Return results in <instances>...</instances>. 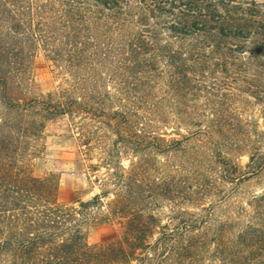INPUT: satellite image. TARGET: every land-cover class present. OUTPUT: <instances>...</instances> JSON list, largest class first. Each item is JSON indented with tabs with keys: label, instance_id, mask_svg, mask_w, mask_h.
<instances>
[{
	"label": "rangeland",
	"instance_id": "1",
	"mask_svg": "<svg viewBox=\"0 0 264 264\" xmlns=\"http://www.w3.org/2000/svg\"><path fill=\"white\" fill-rule=\"evenodd\" d=\"M108 4L114 10L89 0H0V48L16 62L13 75L25 78L15 100L49 101L58 93L93 110L22 119L41 122L44 130L32 142L21 141L27 150L18 154L19 173L59 176L60 203L69 212L99 197L90 214L97 218L93 226L103 222L85 232L90 246L125 258L112 264H264V0ZM196 9L200 20L210 11L207 26L228 36L207 39L220 41V52L206 50L202 60L186 64L191 71L155 50L130 53L137 34L162 47L183 46L191 39L167 29L189 33L192 24L202 29V21L180 25L168 12ZM229 28L239 36L229 37ZM240 29L252 30V37ZM202 36L192 44L208 37ZM3 96L0 88V122ZM114 112L126 113L121 124L115 125ZM218 123L236 129L233 146L241 151L228 156L231 166L212 152L211 137H221ZM147 132L161 139L163 151L137 153L121 141ZM253 155L263 167L237 180L250 172ZM122 187L129 218L108 217ZM137 216L148 219L152 230L142 243L130 230ZM31 219L29 210L19 211L4 223L0 239L29 232ZM36 223L44 222L38 216ZM11 262L3 253L0 264Z\"/></svg>",
	"mask_w": 264,
	"mask_h": 264
},
{
	"label": "trees",
	"instance_id": "2",
	"mask_svg": "<svg viewBox=\"0 0 264 264\" xmlns=\"http://www.w3.org/2000/svg\"><path fill=\"white\" fill-rule=\"evenodd\" d=\"M89 1L101 5L108 10H114L108 8L110 7L108 3L117 5L116 3L122 0ZM197 9L195 12L190 13H186L187 10H178V14L168 12L177 21H180V25L187 22L202 21L200 22L202 23V29H197V26L192 24V31L189 33L173 27L167 29L173 35L182 37L181 40L183 41L191 39L186 40V44L184 43L183 46L176 49L172 45L162 47L159 42L156 44L149 43L143 34H137V39L129 45L130 53L141 52L144 54L155 50L161 53V55H164L163 57L171 63H181L182 61L184 63L183 68L190 69L191 71L192 66L198 60H202L205 57L206 50L215 53L213 49L216 47L217 52H220V41L215 44L207 39L214 35V33H217L219 37L228 36H226L221 28L207 26V21L212 16L210 11H206V18L208 19L200 20L202 19V15L200 12L198 13ZM151 15L153 14L151 13ZM212 22L219 23L214 19ZM229 30L231 31L229 37L239 36V30L233 28H229ZM240 30L252 37V30ZM10 32L18 34L15 26L10 27ZM202 35L208 37L202 42H197L199 45H193L192 40L203 37ZM230 52L233 51L230 50ZM188 62L193 65L187 67L186 64ZM15 65L16 62L12 61L8 52L0 48V88L4 92L2 98L4 118L0 122V237H4V231L2 229L4 223L14 220L19 211L29 210V215L35 219H31L29 232L22 233L20 231L10 235L8 240L0 239V241L3 240L0 244V259L3 253L7 252L11 256V264H26L25 262L28 260L29 264H39L36 260H42L44 262L43 264H112L118 263L120 259H122V262L125 258H120V256L113 257L112 254L115 253L109 254V252L98 250L88 243V235L85 230L88 227L99 226L103 222V218H101V221L93 226V220L97 218L90 214V209L92 207H98L101 203L99 197H96L93 202L81 203L78 211L72 210L69 212L60 203L59 176L49 174L43 179H38L31 175L22 176L19 173L20 171L17 169L18 154L21 151L27 150V147H21V141H27L29 139L32 142L39 137L42 132L41 130H44V125L41 122L29 120V123H27V121L22 122V119L28 120L31 115L38 116L39 114L50 116L68 115L77 107L87 111V113H93V110L91 108H85L78 101L65 98L58 93L52 98H49V101L30 100L28 103L21 104V99L18 98V100H15L14 95L21 91L25 78L23 76L13 75L12 69ZM177 75L185 77L182 73H177ZM113 116L115 117V125H118L122 123L120 122L122 119L126 118V113L114 112ZM183 125L185 127L192 126V124H186L184 122ZM233 127L229 123H218L216 124V133L221 137H211L213 143L212 152L217 157L219 163L225 167L232 165L228 156L233 155L234 151H241L240 148L237 147L235 149L233 146V141L236 138L233 135L236 133V129ZM22 133L23 135H21ZM148 133L146 136H139L137 134V140L122 137L121 141L127 142L137 153L152 150L163 151L165 148L159 143L161 139L152 138L148 136ZM228 134L233 135L232 140L227 137ZM173 144L178 143L173 142ZM262 167L263 164L259 163L258 157L253 155L249 166L250 172L246 175H240L239 170L234 168V173L240 175L237 180H241L247 175L256 173ZM126 193L123 187L116 192L114 195L115 199L111 203L110 211L107 214L108 217L113 215L115 218H129L131 212L127 211L128 198ZM136 211L142 213L143 210ZM38 216L43 220V225L36 223ZM151 219L155 221L153 217ZM72 221L74 224H72ZM148 224V219H145L143 216L131 218L130 230L133 232L135 239L140 243L147 240V235L152 231L151 229L149 230Z\"/></svg>",
	"mask_w": 264,
	"mask_h": 264
}]
</instances>
